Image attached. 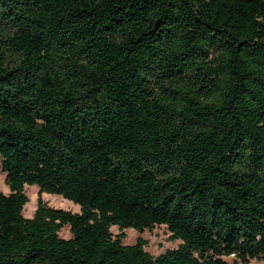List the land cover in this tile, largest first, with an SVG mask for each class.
Masks as SVG:
<instances>
[{
    "label": "trees",
    "instance_id": "16d2710c",
    "mask_svg": "<svg viewBox=\"0 0 264 264\" xmlns=\"http://www.w3.org/2000/svg\"><path fill=\"white\" fill-rule=\"evenodd\" d=\"M0 170V264L263 260L264 0H0Z\"/></svg>",
    "mask_w": 264,
    "mask_h": 264
},
{
    "label": "rangeland",
    "instance_id": "374dc122",
    "mask_svg": "<svg viewBox=\"0 0 264 264\" xmlns=\"http://www.w3.org/2000/svg\"><path fill=\"white\" fill-rule=\"evenodd\" d=\"M0 192L9 194V189L5 184V175L0 170ZM24 193L28 198L27 204L24 206L23 215L26 218H31L36 210L38 199L43 200L47 205L54 209H62L72 213H79L80 207L73 202L63 199L57 195L39 193L37 186H24ZM113 235L120 233L119 229L115 226L111 227ZM125 238L122 240L123 245H133L138 238L146 240L147 244L144 250L151 256L156 257L166 250L175 249L181 243L180 240H172L170 232L165 226H156L151 231L138 232L133 229H125ZM61 238H69V227L64 226L60 232ZM250 264H264L263 260H253Z\"/></svg>",
    "mask_w": 264,
    "mask_h": 264
}]
</instances>
